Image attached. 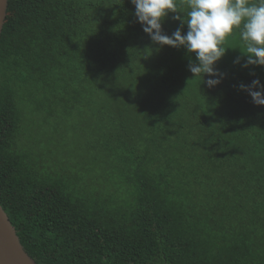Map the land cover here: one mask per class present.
<instances>
[{
	"label": "trees",
	"instance_id": "obj_1",
	"mask_svg": "<svg viewBox=\"0 0 264 264\" xmlns=\"http://www.w3.org/2000/svg\"><path fill=\"white\" fill-rule=\"evenodd\" d=\"M135 11L131 0H8L2 207L37 264H264V106L240 88L264 85V66L245 67L230 36L209 88L189 71L195 54L154 44ZM38 96L55 135L70 122L57 117L85 121L93 167L62 159L53 139L28 152L21 108Z\"/></svg>",
	"mask_w": 264,
	"mask_h": 264
},
{
	"label": "clouds",
	"instance_id": "obj_2",
	"mask_svg": "<svg viewBox=\"0 0 264 264\" xmlns=\"http://www.w3.org/2000/svg\"><path fill=\"white\" fill-rule=\"evenodd\" d=\"M135 16L154 44L185 48L195 54L196 62L189 64L195 78L208 76L209 88L222 82L223 74L215 65L225 56L226 38L238 35L247 57L245 67L264 66V0H131ZM180 21L171 36L163 31L162 23L169 13ZM187 25V33L182 32ZM239 60H237V63ZM257 106H264V85L254 80L251 86L240 85ZM259 89V90H256Z\"/></svg>",
	"mask_w": 264,
	"mask_h": 264
},
{
	"label": "rangeland",
	"instance_id": "obj_3",
	"mask_svg": "<svg viewBox=\"0 0 264 264\" xmlns=\"http://www.w3.org/2000/svg\"><path fill=\"white\" fill-rule=\"evenodd\" d=\"M27 99L28 101L25 108H21L23 119L27 118L26 122H24L23 124L22 132L26 135V141L28 143L25 144V146L26 148H28V152L30 154L37 158V156L42 152L41 147L44 145L45 139H53L52 147H59V156L62 159L68 155L70 157V160H75L78 162L80 158H84L85 155H87V151L85 150H88L86 148H89L93 141L90 138L89 131H87L85 128L84 120H77L75 117L71 119L57 117V123H65L67 121L70 122L64 124L61 128L58 127V135H55L56 128L52 130L54 128V125L40 126V123H42V117H39L38 111L35 113V111L37 110L36 107L39 106V103L41 102V97L38 96L32 99L28 97ZM107 123L108 117L106 125ZM81 134H84L85 137L80 139L79 135ZM58 136H63V139L58 140ZM22 150L25 151L24 145ZM96 157V154L90 153L89 155H87L85 165L88 168L93 167L96 162ZM100 167L101 165L99 166V170ZM104 169L106 170V165H104Z\"/></svg>",
	"mask_w": 264,
	"mask_h": 264
},
{
	"label": "water",
	"instance_id": "obj_4",
	"mask_svg": "<svg viewBox=\"0 0 264 264\" xmlns=\"http://www.w3.org/2000/svg\"><path fill=\"white\" fill-rule=\"evenodd\" d=\"M8 0H0V34ZM0 264H37L27 253L18 233L0 203Z\"/></svg>",
	"mask_w": 264,
	"mask_h": 264
}]
</instances>
